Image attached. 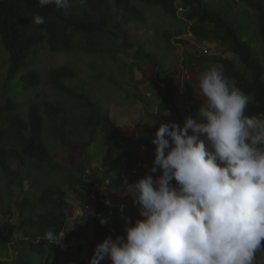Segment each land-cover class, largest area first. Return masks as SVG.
<instances>
[{
	"label": "rangeland",
	"instance_id": "1",
	"mask_svg": "<svg viewBox=\"0 0 264 264\" xmlns=\"http://www.w3.org/2000/svg\"><path fill=\"white\" fill-rule=\"evenodd\" d=\"M252 1V5L247 0H209V3L213 7L225 8L235 14L241 38L246 42H252L253 46L264 54V41L261 34L264 0ZM133 2L146 13L147 17L136 19L139 23H133L132 28H126L124 32L117 30L118 34H114L116 29L112 28L110 34L92 38L93 44H88V41L87 43L80 42V48L83 45L86 51L79 50L78 47L77 40L82 37H75L77 47L72 52L53 53L47 47L41 48L32 55L30 68L25 66L12 80H9L10 53L2 43L0 35V105L4 102V95H9L22 104L24 108L21 111L26 116L27 108L32 102H59L70 110L67 111L69 125L71 128L74 126L76 131L88 130L90 114L98 108L102 113L109 115L127 136V144L116 148L107 143L100 128H96L98 129L96 140L88 152L84 153L83 158H81L82 154L80 156L77 153L70 155L68 162L73 164L93 161L94 168L91 170L98 171L99 181L88 190L83 189L81 185L77 186V191L72 189L68 180L72 175H75V171L65 172L62 168H51L48 164L39 166V163L33 160H28L27 173L31 177L25 182L24 187L21 188L19 184L9 187V176L3 172L0 166V198L3 199L0 208L10 205L12 213L14 211L17 213V207L23 201L24 194L34 192V197L31 199H36L44 188L60 185L65 174L64 179L67 180V183L61 185L67 191V201L70 205L68 210L72 217H75V212L82 200L86 198L85 196L90 192H95L97 203L94 206L92 204L91 210L84 214L83 217L86 221L87 218L88 220L93 219L98 207L105 200H110L111 206L106 204L105 211L100 216L107 223L117 224L123 219L119 210V205L122 203L127 205L123 210V216L136 220L139 218L137 208L130 199L121 193L125 181L132 184L149 173L155 151L141 147L137 136L155 134L161 124L168 123L170 120L181 124L182 119L178 111L184 118L189 116L195 118L198 109L204 103L199 93V75L210 66L215 65L223 70L225 76L220 63L209 62L211 57H227L242 70L238 58L232 53L225 55L217 44H212L213 56L203 57V60L198 61L200 56H203L204 47L209 44L199 42L187 34L188 22L179 17L165 14L159 6L149 5L141 0H133ZM167 31H184L186 34L168 42L165 35ZM182 40L188 43L180 42ZM190 57L192 58L191 65H185V62L182 61L183 58ZM58 66H69L77 72V78L69 80L65 84L80 92L82 96L80 103L49 84V71ZM29 70L36 71L42 83L38 88L25 92L22 87V79ZM246 72L251 75L249 71ZM166 76H173L183 88L186 80H189L195 87L193 97L187 99L188 102L181 103L178 111L173 106L159 104L163 90L160 82ZM225 79L233 87L235 81L227 79L226 76ZM86 101L91 106L86 105ZM249 102H253V96H249ZM187 108H193V113H186ZM165 110L170 112V115H165ZM155 111H157V115H155ZM44 116L46 121L44 143L51 155L54 156V161L65 160L69 153L64 152V147L55 137L48 117ZM259 119H264V117ZM3 125L0 123V128H4ZM10 146H15L12 139L0 138V149ZM140 166L142 167L140 168ZM45 210L44 207H36L34 209L35 216ZM10 217L12 216L8 215L5 219ZM20 218L17 214L16 221H19ZM3 220L2 222H6ZM76 222L72 221L70 224L75 226ZM96 232L94 228H89L82 236L83 246L79 249L74 247L73 251L68 253L69 255H63L60 259L62 263L89 264L87 259L93 254L95 246L103 242ZM20 239L22 236L17 234L14 239L16 246L10 251L11 256L12 254L17 256L15 250L21 247ZM17 241L19 242L17 243ZM8 253L0 245V258L7 257ZM52 254L49 253L44 257L35 255V260L37 264H53L54 255ZM256 262L264 264V251L257 253ZM101 264H111V262L106 258Z\"/></svg>",
	"mask_w": 264,
	"mask_h": 264
},
{
	"label": "trees",
	"instance_id": "2",
	"mask_svg": "<svg viewBox=\"0 0 264 264\" xmlns=\"http://www.w3.org/2000/svg\"><path fill=\"white\" fill-rule=\"evenodd\" d=\"M141 1L159 6L165 14L173 17H177L179 7L183 8L186 20L190 24L189 32L197 41L205 42L209 44L208 46L217 44L225 55L234 54L240 61L242 70L227 57H211L209 62L220 63L226 78L235 81L233 87L242 90L248 96H253V102H249L246 115L264 117V54L259 52L252 42H246L241 38L235 14L225 8L213 7L209 0ZM247 2L253 4L252 0ZM37 5L38 0H0V35L2 43L10 53L9 80L15 78L25 66L30 68L32 55L41 48L47 47L51 52H72L77 47L75 37H82L77 40L78 47L79 50L86 51L83 45L80 48V42L88 41V44H93L92 38L110 34L112 28L116 29L113 33L118 34L117 30L122 31L124 24L147 17L133 0H84L83 3L80 0H72V6L67 9H57L54 5L40 8ZM34 14L43 16L45 23L33 24L31 21ZM184 34V31L165 33L168 42ZM261 34L264 41V18L261 23ZM180 42L188 43L185 40ZM199 60H203V56H200ZM182 61L185 65H191L192 58H183ZM23 77V91L28 92L41 86L42 80L36 71L29 70ZM76 78L77 72L74 69L60 66L50 69L48 80L51 86L80 103L82 100L80 92L65 84ZM162 82L165 85L162 105L173 106L178 111L179 105L183 103L179 95L178 81L173 76H167ZM184 84L189 96L192 97L195 87L189 80ZM85 104L91 106L88 101ZM23 108L21 103L9 95H4V102L0 105V123L5 126L0 128V138L12 139L15 144L0 149V166L9 176V187L14 184L24 187L25 182L31 177L27 173L28 160H33L37 161L39 166L48 164L51 168H62L65 172L75 171V175L68 180L72 189L77 191V186L81 185L83 189L88 190L99 181L98 171L91 170L94 168L93 161L73 164L68 162L70 155L82 154L81 158H83L84 153L88 152L96 140L98 134L96 128H100L106 142L112 146L119 148L127 144L125 132L109 115L102 113L98 108L90 114L88 130L77 131L74 126L71 128L69 125L67 111L70 110L59 102H32L27 108L26 116L21 111ZM44 115L48 117L55 137L64 147V152L69 153L65 160L54 161V156L44 143L46 123ZM180 117L183 123L185 118L181 114ZM154 135L138 136L137 141L142 146L155 150V145L152 143ZM64 175L62 183H67ZM127 183L129 184L128 181ZM61 184L44 188L36 199H31L34 197V192L24 194L23 201L17 207L16 215L19 214V218L21 217L19 221L5 219L8 215H15L10 205L0 208V245L10 252L13 249L11 244L17 234L22 236L18 257L13 260L9 257L0 258V264H37L35 255L44 257L49 253L54 255L53 264H63L60 259L63 255H69V251L60 252L58 245H49V242L43 238L50 228H55L59 233L66 226L70 205L67 201V191ZM2 202L3 199L0 198V203ZM38 206L46 210L35 216L34 209ZM105 207L106 203L103 201L93 219L85 223L76 222L74 228H69L68 240L72 244L70 249L83 246L82 236L89 228H94L103 240L109 235L113 238L116 235H124V219L117 224L100 223L103 219L100 215L105 211ZM132 221L134 223L135 220ZM79 264L83 263L79 262Z\"/></svg>",
	"mask_w": 264,
	"mask_h": 264
},
{
	"label": "clouds",
	"instance_id": "3",
	"mask_svg": "<svg viewBox=\"0 0 264 264\" xmlns=\"http://www.w3.org/2000/svg\"><path fill=\"white\" fill-rule=\"evenodd\" d=\"M48 5L67 9L72 0H38V7ZM177 17L188 22L181 7ZM31 22L43 25L45 18L34 14ZM189 30L188 22L187 34L193 37ZM212 48L206 45L203 57L213 56ZM162 81L159 104L165 92ZM198 87L204 103L195 118L161 124L152 139L155 151L149 173L132 184L125 181L121 194L137 208L139 218L133 223L124 217L127 205L120 204L124 235L100 239L103 242L95 246L89 264H101L106 258L111 264H256L257 253L264 251V119L246 115L249 96L230 86L215 65L199 75ZM179 95L184 103L193 97L182 85ZM91 195L95 200L87 202L90 209H83L82 216L76 217L79 205L62 231H46L43 238L49 245H58L60 252L73 251L68 230L75 226L70 223L89 221L83 216L97 203V195L90 192L82 200ZM105 203L111 206L110 200ZM16 218L15 213L8 219ZM11 245L16 246L14 241ZM19 249L16 257L10 252L7 257L17 258Z\"/></svg>",
	"mask_w": 264,
	"mask_h": 264
},
{
	"label": "built area",
	"instance_id": "4",
	"mask_svg": "<svg viewBox=\"0 0 264 264\" xmlns=\"http://www.w3.org/2000/svg\"><path fill=\"white\" fill-rule=\"evenodd\" d=\"M93 200H95V195H91L86 201L82 202V203L80 204V208H79V210H78L77 213H76V217H80V216H82V210H83V209H86V210L90 209V205L87 204V202H88V201H91V202H92ZM62 245H64L65 247H67V245H65L64 242L62 243Z\"/></svg>",
	"mask_w": 264,
	"mask_h": 264
},
{
	"label": "crops",
	"instance_id": "5",
	"mask_svg": "<svg viewBox=\"0 0 264 264\" xmlns=\"http://www.w3.org/2000/svg\"><path fill=\"white\" fill-rule=\"evenodd\" d=\"M159 103H160V101H159ZM155 115H157V111H155Z\"/></svg>",
	"mask_w": 264,
	"mask_h": 264
}]
</instances>
